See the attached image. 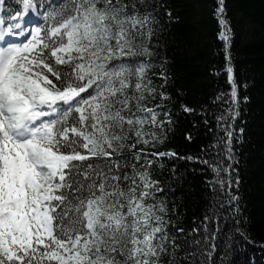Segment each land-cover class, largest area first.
I'll return each instance as SVG.
<instances>
[{
    "label": "snow or ice",
    "instance_id": "6c2138e0",
    "mask_svg": "<svg viewBox=\"0 0 264 264\" xmlns=\"http://www.w3.org/2000/svg\"><path fill=\"white\" fill-rule=\"evenodd\" d=\"M216 3L230 61L225 0ZM157 7L148 0H0V264H180V245L169 232L175 222L166 199L157 197L163 188L152 178L157 161L150 158L177 153L145 147L162 142L151 129L164 123L160 106H148L157 94L150 78L158 55L153 40L162 29ZM167 16L172 22L170 10ZM227 71L231 106L217 117L225 122L238 115L230 63ZM230 127L224 130L231 160ZM129 155L143 164H129ZM203 163L216 174L208 181L214 194L227 184L234 233L253 243L231 191L232 165L223 169L225 181L219 164ZM221 209L214 203L213 215L204 216L205 241ZM218 232L217 226L211 234L213 250ZM229 241L240 244L232 235ZM211 255L207 264H215Z\"/></svg>",
    "mask_w": 264,
    "mask_h": 264
},
{
    "label": "trees",
    "instance_id": "16d2710c",
    "mask_svg": "<svg viewBox=\"0 0 264 264\" xmlns=\"http://www.w3.org/2000/svg\"><path fill=\"white\" fill-rule=\"evenodd\" d=\"M148 2L159 5L156 12L162 26L158 39L153 40L158 55L153 57L155 66L150 73L157 94L148 106H160L156 110L164 123L151 129L160 135L162 142L157 141L155 148L145 147L148 151L177 153L171 157L150 158L157 161L151 166L152 178L163 188L157 197L166 199L169 215L175 222V226L169 225V232L177 237L175 243L180 245L177 250L180 264L193 261L201 264L202 260L207 264L208 253H212L215 264H251L252 257L255 264H264V247H261L264 245V0H225V17L231 28L227 42L230 61L226 59V42L220 38L221 28L214 15L216 0ZM9 3L14 6L15 0H6ZM168 10L173 14L172 22L168 21ZM229 63L237 85L238 107L234 110L238 115L234 121L228 116L225 122L218 121L217 117L225 115L231 106ZM161 72L166 73L167 82ZM161 91L167 93V99H161ZM182 105L192 111H184ZM229 125L233 132L231 160L224 130ZM204 160L219 164L220 176L225 181L228 172L223 169L232 165L231 191L240 197V208L247 218L241 227L246 228L253 243L243 241L234 233L235 220L227 211L234 205L224 202L229 191L227 184L223 192L217 185L213 193L208 181L216 174ZM128 161L143 164V159L137 162L131 155ZM128 172L131 173V167ZM214 196L220 197L219 203ZM214 203L218 209L223 204V209L219 218L211 221L209 239L205 241L202 222L205 215H213L208 209ZM217 226L219 232L213 250L211 234ZM180 228L184 229L183 233L177 231ZM230 235L240 244L231 243L229 247ZM197 239L199 245L191 243ZM197 249V256L182 259L186 252Z\"/></svg>",
    "mask_w": 264,
    "mask_h": 264
}]
</instances>
